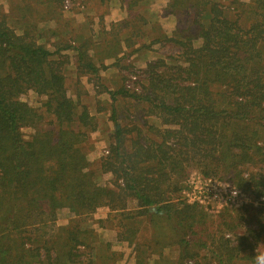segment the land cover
I'll return each instance as SVG.
<instances>
[{"label":"trees","instance_id":"obj_1","mask_svg":"<svg viewBox=\"0 0 264 264\" xmlns=\"http://www.w3.org/2000/svg\"><path fill=\"white\" fill-rule=\"evenodd\" d=\"M139 1L121 0V8L130 14ZM164 12L176 18L172 41L180 51L168 57L172 63L146 64L139 90L107 91L112 102L116 94L130 98L160 120L133 132L112 107L113 143L100 162L112 186L94 178L87 154L95 124L80 100L84 93L69 87L62 52H75L79 74H98L102 66L86 44L50 50L30 31L18 35L0 20V264H75L84 241L70 231L59 253V236L49 229L62 210L81 217L103 206L104 221L135 251L144 218L164 223L153 243L177 250L165 264H255L264 201L223 209L216 224L179 197L195 168L205 177L227 175L264 198V175L242 176L245 164L264 163V0H166ZM29 92L44 98L40 105L27 102ZM119 256L111 252L109 260Z\"/></svg>","mask_w":264,"mask_h":264},{"label":"rangeland","instance_id":"obj_2","mask_svg":"<svg viewBox=\"0 0 264 264\" xmlns=\"http://www.w3.org/2000/svg\"><path fill=\"white\" fill-rule=\"evenodd\" d=\"M67 3L68 7L65 8L64 0H0V20L18 35L23 31H30L37 42L43 43L50 50L68 43L74 46L86 44V50L93 61L96 65L102 66L98 74L91 72L79 74L76 70L75 52L69 49L62 52L65 53L64 56L66 55L63 72L70 77L69 87H75L80 93H84L80 95V100L93 117L92 121L95 124V130L89 135L87 154L94 169V178L98 183L112 186V174L108 171L103 172L100 168V162L109 155V147L113 143L112 107L118 123L133 132L138 127L143 128L144 125L158 126L160 120L147 115V105L136 103L130 98L116 94L115 101L112 102L107 91L115 92L125 86L139 90L141 84L146 83L142 80V70L145 69L146 64L156 59H164L166 63H172L168 57L180 51L172 41L176 18L165 14L166 0L139 1L132 7L130 14L121 8V0H67ZM108 3L115 8L120 4L119 10L112 12L115 17L120 13L122 16L120 22L115 24L103 22L104 20L99 21L93 16L99 14L102 17L109 14L112 8ZM82 17L87 19L80 22ZM125 35H128V39L123 40ZM109 67L110 70L107 69ZM133 76L134 80H132ZM25 99L30 105L37 107L44 98L29 92L25 95ZM29 132V129H23L25 136ZM254 173L264 175V163L255 162L243 166V177L247 178ZM194 174L201 173L195 168L188 169L183 180L184 185ZM222 177L218 178L221 180L229 178L227 175ZM230 183L241 191L242 200L237 206H227L223 209L229 211L245 205L256 206L263 203L264 200L254 197L250 190L239 187L233 182ZM179 199L186 203L181 196ZM128 207H133V203L128 202ZM223 209L215 214L203 212L217 224L218 219L215 216ZM108 212L109 209L105 206L99 207L90 216L71 217L65 210L59 212L57 221L49 229L53 235L59 236L56 243L59 253L64 251L62 240L72 231L79 241H84V246L78 245L74 251L77 255L73 259L75 264L77 260L90 264H137L135 262L138 259L146 264H154L155 261L156 264H165L166 260L176 258L175 246L160 249L153 243L155 237L161 236L158 233L166 228L164 223H153V218L152 220L149 217L144 218L145 222H140L136 227L135 240L138 246L135 251L134 245L118 240L111 224L104 221ZM165 233H168V230ZM226 235L233 244L236 243L234 234ZM111 252L120 254L119 258L110 261ZM159 253L161 257H158ZM259 253H264V240L259 242L256 248V254Z\"/></svg>","mask_w":264,"mask_h":264},{"label":"built area","instance_id":"obj_3","mask_svg":"<svg viewBox=\"0 0 264 264\" xmlns=\"http://www.w3.org/2000/svg\"><path fill=\"white\" fill-rule=\"evenodd\" d=\"M64 7H68L67 0H64ZM180 196L186 203L196 204L209 214H215L227 206H237L242 200L241 191L230 182L201 174H194L186 180Z\"/></svg>","mask_w":264,"mask_h":264},{"label":"crops","instance_id":"obj_4","mask_svg":"<svg viewBox=\"0 0 264 264\" xmlns=\"http://www.w3.org/2000/svg\"><path fill=\"white\" fill-rule=\"evenodd\" d=\"M148 1V0H147ZM106 2V1H105ZM107 3V2H106ZM108 5L110 6V8H112V9H110V12H109V14H106V15H104V16H102V17H100V19H99V17L98 16H100L99 14H97V15H93V16H95V18L96 19H99V21H101V20H104L103 22H111V23H113V24H115V22L117 23V22H120V20L122 19V16L120 15V13L115 17V15H113V11H117V9L119 10V8H120V4H118L117 5V7L115 8V7H113V5L112 4H110V3H108ZM90 18V17H89ZM87 18L86 17H82L81 18V20H80V22H82V21H84V20H86ZM133 32V31H132ZM131 32V33H132ZM130 35V34H129ZM128 35H125L124 36V38L125 37H127ZM107 69H111V67H109V68H107ZM173 259H175V257L173 258Z\"/></svg>","mask_w":264,"mask_h":264},{"label":"clouds","instance_id":"obj_5","mask_svg":"<svg viewBox=\"0 0 264 264\" xmlns=\"http://www.w3.org/2000/svg\"><path fill=\"white\" fill-rule=\"evenodd\" d=\"M255 264H264V253H260L255 257Z\"/></svg>","mask_w":264,"mask_h":264}]
</instances>
